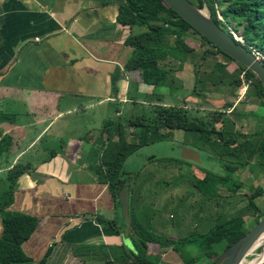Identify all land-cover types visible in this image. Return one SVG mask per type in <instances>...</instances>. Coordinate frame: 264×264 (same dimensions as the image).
Listing matches in <instances>:
<instances>
[{
  "label": "crops",
  "instance_id": "obj_1",
  "mask_svg": "<svg viewBox=\"0 0 264 264\" xmlns=\"http://www.w3.org/2000/svg\"><path fill=\"white\" fill-rule=\"evenodd\" d=\"M116 15L117 0H0V194L7 171L28 168L6 209L37 222L22 244L25 264H132L120 248L133 249L124 235L94 221L116 217L95 173L103 123L121 105L130 120L132 104L155 91L123 72L132 53L124 40L137 30ZM2 228L0 216V236ZM160 258L181 264L174 253Z\"/></svg>",
  "mask_w": 264,
  "mask_h": 264
},
{
  "label": "trees",
  "instance_id": "obj_2",
  "mask_svg": "<svg viewBox=\"0 0 264 264\" xmlns=\"http://www.w3.org/2000/svg\"><path fill=\"white\" fill-rule=\"evenodd\" d=\"M197 9L203 8V0H188ZM209 10V16L217 25L223 28L238 32L242 45L247 50H254L264 55V0H204ZM219 13L224 22L216 19L215 11ZM116 21L119 25L127 27L131 32L124 40V45L131 48L132 53L124 64L123 72L135 73L137 81L152 87H168L171 83L170 70L165 69L164 65L167 58L175 59L185 57L186 53L192 51L183 41V36L191 34L203 43L204 51L201 53V60L204 55L220 56L223 62H233L225 54L214 48L208 41L195 32L188 24L181 20L170 8L161 0H117ZM221 27V28H222ZM223 30V29H222ZM224 31V30H223ZM226 33V32H225ZM228 33V31H227ZM174 36L173 44L168 43V38ZM235 63V62H234ZM235 72L231 81L228 83L229 93L236 91L243 84H247L245 93L251 94L257 99H264L262 89L256 77L241 65L235 63ZM225 64L217 61L214 63L215 73L222 70ZM118 75L112 76V85ZM151 111V116L145 119L134 118L124 123L118 120H107L103 123L102 133L104 134V145L98 155L95 173L97 181L104 184L114 202L116 217L112 220H106L100 216H94V221L98 225L110 226L120 234L124 235L132 245V250L121 246L124 254L132 264H164L161 262L160 254L163 251L174 253L181 264H203L206 259L207 264H212L218 255L238 238L244 235L260 219L261 216H255L257 209L253 200L260 197L261 190L257 189L249 192L247 203L244 206L246 213L253 211L252 225L246 229L244 226L246 215L225 219L212 226L207 232L199 235H189L181 238H168L157 235L152 231L142 227L132 216L128 208L130 218V229L119 215V208L116 203L118 191L126 187L130 192L131 179L128 173L121 171L124 160L148 143H156L168 137L171 130L180 129L184 131H194L201 134L204 143H209L213 134L220 143V156H231L234 159L238 157L236 151L245 150L236 145V136L234 133L225 132L222 126V117L226 115L225 111L205 110L203 119L189 118L186 112L180 106H165L162 103L161 96L153 91L149 95L141 96ZM138 99H134L135 102ZM138 101V102H139ZM229 113L233 112L232 104ZM217 125V127H216ZM135 128L139 129V134L133 132ZM131 130V137L136 142H127L125 131ZM264 134L258 136L257 143L249 153L247 161L251 155L258 154L264 157ZM230 147V152H224L223 149ZM54 154V152H52ZM238 159V158H237ZM151 162H158V159L149 158ZM178 163H190L178 159ZM246 163V161L244 162ZM28 168L16 163L6 173V189L0 194V216L2 219V234L0 236V264H25L30 259L24 254L22 244L27 236L36 227V221L23 215L13 214L6 209L12 201L11 187L18 177L27 172ZM228 173L235 172L234 167H226ZM195 177V176H193ZM215 175L210 172H204L202 178H191L189 184L192 189L201 193L212 191L208 181H216ZM227 178H217L220 184ZM217 182V183H218ZM248 218V217H247ZM246 218V219H247ZM78 247V246H77ZM74 248V252L75 249ZM220 248L219 253L216 249ZM159 250L154 253L152 250ZM205 264V263H204Z\"/></svg>",
  "mask_w": 264,
  "mask_h": 264
},
{
  "label": "rangeland",
  "instance_id": "obj_3",
  "mask_svg": "<svg viewBox=\"0 0 264 264\" xmlns=\"http://www.w3.org/2000/svg\"><path fill=\"white\" fill-rule=\"evenodd\" d=\"M201 11L207 13L205 8ZM215 16L222 20L218 8ZM226 23L224 22L228 26ZM222 29L227 33L225 28ZM236 34L239 36L238 32ZM173 38L174 36L168 38L170 45L173 44ZM183 41L194 49V52L186 53L182 58L166 59L164 68L170 70L171 83L159 92H165L171 98L177 99L175 105L182 107L189 118L201 120L205 110L225 111L226 115L221 118L222 129L227 133H234L237 138L236 145L245 147V150L236 151L238 159L218 156V153L214 152L218 151L220 143L213 134L210 136L212 140L205 144L198 132L180 129L171 130L165 140L142 145L127 156L121 167V171L128 173L127 176L131 179L128 193L129 211L142 227L164 237L181 238L203 234L220 221L242 215H246L244 226L248 229L253 223L251 216L254 215L253 211L246 213L244 210L249 192L261 190L260 197L254 199L253 203L258 213L255 216L264 213V157L254 154L247 161L258 136L264 134V99H258L256 102L257 99L251 92L245 93V90L239 96L242 86L246 89L247 84H243L234 92L230 89L229 93L227 85L234 75L235 63L223 62L220 56L213 55H204L205 59L201 60L205 46L198 37L186 34ZM169 60L171 62H167ZM217 61L225 64V67L215 73L214 63ZM177 71L181 73L176 75ZM159 92L158 89L157 92L155 90V93ZM229 104H232V113H229ZM132 106L136 112L131 116V120L145 119L152 114V109L146 103L139 101ZM136 107L141 111L138 112ZM125 108L126 106L121 105L122 114L115 118L121 123L126 122ZM133 132L138 135L139 129L135 128ZM126 141L131 143L136 142V139L128 133ZM178 146L199 150L203 167L212 168L211 171L215 173L216 181H208L212 191L202 195L191 188V178L203 176L198 170L201 166L175 162L179 159ZM228 150L230 147L223 149L224 152H230ZM225 154L228 155H222ZM151 157L158 159V162L148 160ZM225 166L234 167L236 171L227 174L224 171ZM217 178L227 179L220 184ZM262 242L264 243V239ZM215 249L216 253H219L220 248ZM261 250L262 247H256L243 262L256 257ZM202 263L207 264V260H202Z\"/></svg>",
  "mask_w": 264,
  "mask_h": 264
},
{
  "label": "water",
  "instance_id": "obj_4",
  "mask_svg": "<svg viewBox=\"0 0 264 264\" xmlns=\"http://www.w3.org/2000/svg\"><path fill=\"white\" fill-rule=\"evenodd\" d=\"M181 20L188 24L195 32L208 41L214 48L225 54L233 62L250 71L259 81L264 98V65H262L243 45L235 42L220 25H217L209 16V10L203 0V8L207 13L197 9L188 0H161ZM179 159L198 164L199 155L192 149L177 147ZM119 215L130 229L128 215V192L126 187L121 188L116 195ZM264 233V218L255 223L244 235L225 248L212 264H240L255 248L259 237ZM258 247V246H257ZM264 264V259L259 263Z\"/></svg>",
  "mask_w": 264,
  "mask_h": 264
},
{
  "label": "built area",
  "instance_id": "obj_5",
  "mask_svg": "<svg viewBox=\"0 0 264 264\" xmlns=\"http://www.w3.org/2000/svg\"><path fill=\"white\" fill-rule=\"evenodd\" d=\"M218 21L222 22V20L218 17L216 18ZM227 31H228V35L237 43L241 44L242 45V41H241V38L240 36H238V34H236L235 32H233L231 29L227 28ZM250 53L255 57V59H257L262 65H264V55L260 54L259 52L257 51H254V50H250ZM241 92L239 94V96H241L245 90V87L244 85L242 86L241 88ZM117 115V114H116Z\"/></svg>",
  "mask_w": 264,
  "mask_h": 264
},
{
  "label": "bare ground",
  "instance_id": "obj_6",
  "mask_svg": "<svg viewBox=\"0 0 264 264\" xmlns=\"http://www.w3.org/2000/svg\"><path fill=\"white\" fill-rule=\"evenodd\" d=\"M263 239H264V233L259 237L256 244L254 245V248L257 246L262 247L261 253L258 254L256 257H253L249 261L241 262L240 264H259L264 259V243L263 242L261 243Z\"/></svg>",
  "mask_w": 264,
  "mask_h": 264
},
{
  "label": "flooded vegetation",
  "instance_id": "obj_7",
  "mask_svg": "<svg viewBox=\"0 0 264 264\" xmlns=\"http://www.w3.org/2000/svg\"><path fill=\"white\" fill-rule=\"evenodd\" d=\"M194 151H196V152L198 153V155H200V154H199V150H194ZM214 153H218V156H220V155H219V153H220L219 150H218L217 152H214ZM222 156H225V155H222ZM199 161H200V162H199L198 164H195V165L201 166V168L198 169V170L200 171V173H201L202 175H203L204 172H210L211 174H215L214 172L211 171L212 168L209 169V168H204V167H203V166H204V165H203L204 163L200 160V156H199ZM192 164H193V163H192ZM213 169H214V168H213Z\"/></svg>",
  "mask_w": 264,
  "mask_h": 264
}]
</instances>
